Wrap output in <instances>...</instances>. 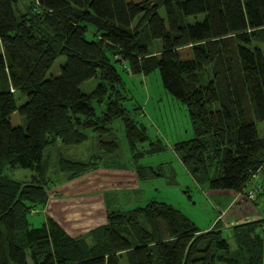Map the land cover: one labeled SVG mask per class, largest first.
Listing matches in <instances>:
<instances>
[{
    "label": "trees",
    "instance_id": "trees-1",
    "mask_svg": "<svg viewBox=\"0 0 264 264\" xmlns=\"http://www.w3.org/2000/svg\"><path fill=\"white\" fill-rule=\"evenodd\" d=\"M198 14L203 18L187 21ZM252 41L264 43V0H0V264H263L264 217L228 226L234 248L220 218L203 231L154 199L108 211L105 224L81 236L50 216L39 226L29 220L51 188L97 168L104 154L126 166L114 157L116 119L138 177L168 172L175 183L171 163L140 162L167 146L135 117L141 106H125L117 65L131 74L158 69L163 87L185 106L193 135L172 149L197 183L244 197L260 185L253 177L264 172V136L255 126L264 121V54ZM60 55L59 74L46 77ZM93 77L97 85L83 92L80 84ZM16 93L25 96L20 106ZM15 111L24 126L11 124ZM87 130L99 153L85 161L61 157L59 179H46L44 148L81 144ZM18 167L37 175L22 181L5 174Z\"/></svg>",
    "mask_w": 264,
    "mask_h": 264
},
{
    "label": "rangeland",
    "instance_id": "rangeland-1",
    "mask_svg": "<svg viewBox=\"0 0 264 264\" xmlns=\"http://www.w3.org/2000/svg\"><path fill=\"white\" fill-rule=\"evenodd\" d=\"M158 12L163 18L165 17L164 8H159ZM202 18L203 14H198L196 16H188L187 21L193 22L194 20H200ZM152 44H154V46L151 50L157 52V49L159 46H161L160 40H154ZM251 45L258 46L264 54V43L252 41ZM0 50H2L1 45ZM64 61L65 56H58L49 68L46 77L58 75L60 71V65L63 64ZM117 67L122 75L124 81V90L128 97V99L125 101V106L128 109L137 107L138 105L141 106L142 110L137 107L136 113L137 111L140 112L135 114V117H137L140 123L146 126L151 138L154 139L155 137H160L167 146V148L160 153L144 155L140 159V162L143 164H156L157 162L171 163L174 171L176 172V178L180 181V186H172L169 187V191H164L163 188L167 187L166 182L169 177H167V179L165 177H161L160 179L153 178L147 182L158 185L159 190L157 195L154 193V191L150 190L149 187L146 189V187L143 185L141 189L142 194L137 195V198H139L138 202L131 205L134 206L146 203L144 200L147 195L154 197L152 199L165 200L167 198L168 201H171L172 205L180 209L195 223L196 226L202 229L204 226L209 225L215 218H217L221 212L215 209L216 206L213 200V189H209L205 184L201 187H197L193 184L185 182L187 177L183 171L182 165H180L181 163H179L172 149V144H174L176 141L189 139L193 135L191 122L185 106L163 87L158 69L148 75H143L125 72L120 65H117ZM98 81L99 79L97 77L90 78L80 84V89L83 92H90L95 88ZM16 98L17 106H20L25 100V96H22L19 93H16ZM94 105L96 107L97 113L100 114L102 106L98 105L97 103H94ZM10 121L12 125L24 126L25 124L24 118L20 116L17 111L11 114ZM255 126L258 134L264 135V121H256ZM111 128L113 134L110 137L115 136L114 138H116L119 142V148L114 153V156H116V158H118L120 161H127L129 150L124 134L122 120H114L111 124ZM87 134L89 135V138L78 145H64L60 141H57L53 145L44 148L42 173L46 179L51 181H57L59 179L60 174L56 171V166L61 157L85 161L90 159L91 156L99 153L100 150L98 148L97 140L93 136L94 133L91 130H87ZM166 166L167 165H165L164 168H168ZM5 174L11 178L22 181H29L33 176L37 175L35 170L19 167L5 169ZM258 180L260 181V178H258ZM50 192L53 194V191ZM122 194H124L123 191H113L108 192L107 195H105V205L109 208V210H127L132 207L127 203ZM221 196L224 197V195ZM226 198L227 202L222 204L223 207L227 206L232 201L233 197L226 196ZM255 199L256 205H264V194L255 196V198L251 201L246 200L244 197V204L235 201L230 204L232 205V208L229 210L228 215L232 217L233 213H236L237 217L240 219L245 218L243 220H239L241 223L251 221L248 219V217H246L248 214L247 208L251 205H254L253 202ZM227 209H229V207ZM224 213L220 214V218L223 217ZM43 219L44 214L42 212L31 213L29 215V220L32 226H39ZM222 219L229 222L231 218L228 219L226 216V218ZM230 232L231 231L228 229V227H226L223 234L227 236L228 242L230 243L231 247L234 248L235 243L233 238H231L232 236H230ZM259 232L263 239L264 253V228Z\"/></svg>",
    "mask_w": 264,
    "mask_h": 264
},
{
    "label": "crops",
    "instance_id": "crops-1",
    "mask_svg": "<svg viewBox=\"0 0 264 264\" xmlns=\"http://www.w3.org/2000/svg\"><path fill=\"white\" fill-rule=\"evenodd\" d=\"M116 161L117 160L113 158V155L104 154L103 160L98 164L97 168L72 179H67V177L65 179L63 178L64 180L61 183L51 188L50 191H53V194H51L49 191L46 204L43 206V208L38 209L37 213L42 212L44 214L43 221L47 216H50L52 219L57 221V223L70 236H81L89 230L107 222V212L112 210H109V208L105 205V195H107L108 192L123 191L124 194L122 195L126 199L127 203L131 205L138 202L139 198H137V195L142 194L141 189L143 185L146 187V189L149 187L150 190L154 191V193L157 195L159 190L158 185L148 182L153 178L160 179L161 177H165L167 179L168 177L167 172L161 176H155L146 180L141 179L138 177L135 169L130 164L129 156L127 161H122L124 162L123 164L126 165L124 167H119ZM178 161L181 163L179 159ZM160 163L163 162H157L156 164L148 165L155 166ZM180 165H182L183 171L187 177L185 182L193 184L197 187H201L202 184H199L195 181L186 167L182 163ZM174 174L175 184H169L167 179V187L163 188L164 191H169V187L172 186H180V181L176 178V172ZM258 178H260V181ZM253 179L256 181V183L260 184L259 194H264V181H262V179H264V172L256 173ZM213 192V200L216 206L215 209L220 211V214H223L225 211L222 218H226V216L228 219L231 218L228 222L227 220L220 218V214L217 216V218H220V221L225 227L239 224L241 223L239 220L245 219H240L237 217L236 213H233L232 217L228 215L229 210L232 208V205L230 204L233 201L244 204V196L241 193L228 189L213 190ZM221 195H224V197ZM226 196H232L233 198L227 206L223 207L222 204L227 202ZM152 198L154 197L147 195L144 201L147 202L152 200ZM256 199L253 202L254 205H251L247 208L248 214L246 217H248V219L251 221L264 217V205H256ZM154 200L165 201L172 204L171 201L167 200V198L165 200ZM131 206V208H133L137 205ZM228 207L229 209H227ZM217 218H215L209 225L204 226L202 230H210L214 226V222Z\"/></svg>",
    "mask_w": 264,
    "mask_h": 264
},
{
    "label": "built area",
    "instance_id": "built-area-1",
    "mask_svg": "<svg viewBox=\"0 0 264 264\" xmlns=\"http://www.w3.org/2000/svg\"><path fill=\"white\" fill-rule=\"evenodd\" d=\"M258 189H260L259 185H257V184H251L249 186V188L247 189V191H246V195H245L246 200H248V201L253 200L254 197H255V195H256V191ZM36 211H37L36 209H32L31 210L32 213H36Z\"/></svg>",
    "mask_w": 264,
    "mask_h": 264
},
{
    "label": "water",
    "instance_id": "water-1",
    "mask_svg": "<svg viewBox=\"0 0 264 264\" xmlns=\"http://www.w3.org/2000/svg\"><path fill=\"white\" fill-rule=\"evenodd\" d=\"M203 233V232H202Z\"/></svg>",
    "mask_w": 264,
    "mask_h": 264
}]
</instances>
